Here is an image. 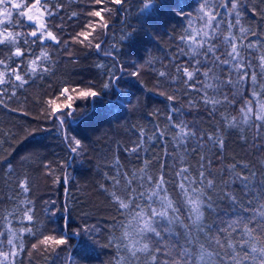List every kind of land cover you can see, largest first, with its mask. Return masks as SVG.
Masks as SVG:
<instances>
[{
  "label": "trees",
  "instance_id": "1",
  "mask_svg": "<svg viewBox=\"0 0 264 264\" xmlns=\"http://www.w3.org/2000/svg\"><path fill=\"white\" fill-rule=\"evenodd\" d=\"M35 2L10 0L9 20H4L6 8L0 5L5 12L0 15V34H17L14 43H0V61H4L0 64V73L4 74V83L0 84V252L17 253L5 264H145L150 256L138 253L139 260H134L124 248L127 241L122 239L121 222L128 224L132 213L139 209L121 215L124 210L118 211L112 193L127 202L128 180L133 181L132 189L146 192L152 184L141 177L156 179L163 175L170 197L180 208V219L188 224V208L172 185L179 167L185 166L181 161L190 165L195 175L201 156L212 162L211 178L217 181L216 189L209 193L213 199V193L223 189L239 201L232 206L231 201L221 198L213 205L216 212L205 211L204 223L212 228L213 235L217 226L224 227L221 220L247 218L264 203L248 194L238 181L226 188L222 183L230 181L228 169L232 165H236L237 172L256 173L250 182L251 191L258 192L264 181V128L257 134L253 122L229 127L223 119L235 116L240 121V109L260 88L254 87L250 79L240 82L235 70L223 65L216 75L227 80L231 71L233 84H221L219 91L207 90L209 97L221 101L213 108L205 104L203 92L197 91L201 82L211 81L199 75L195 86L190 87L193 81L178 72L183 67L189 71L200 67L201 73L207 70L195 64L188 55L190 47L179 39L190 20L193 27L202 26L199 9L205 5L219 13L217 20L222 21L220 27L225 34L231 22L238 43L257 44L242 49L241 55L251 60L250 70L259 73L258 57L264 54V0H236V9L228 0H207V4L205 0H154V6L146 10L140 0H128L123 10L114 7L111 15L103 14L109 27L92 41L101 43L100 50L73 37L85 30L90 19H98L90 18L88 13L105 7L104 3L40 0L39 5L31 7ZM17 3L29 6L30 10L22 9L25 16L11 7ZM45 5L53 16H41ZM34 8L38 11L31 14ZM73 13L77 15L73 17ZM27 15L40 20L28 21ZM237 16L239 24L235 23ZM41 20L56 36L55 41L29 36L38 30ZM240 28L245 29L243 35ZM216 43L219 45V40ZM220 47L222 51L224 46ZM17 48L23 55H14ZM42 52L49 60L43 61ZM37 57L41 60L33 73L32 61ZM13 70L23 83L12 75ZM160 72L166 76L161 77ZM259 83H264V78ZM105 84L109 87L104 88ZM64 88L73 97L74 114L61 127L55 117L48 115L47 102L55 99L62 106L60 92ZM87 88L100 95L86 100L75 98L78 90ZM175 124L188 125L197 136L180 140ZM207 134L222 139L223 148L210 141ZM68 137L81 141L76 152ZM137 202L146 203V197ZM152 207L159 210V202L152 203ZM29 209L32 221L24 218ZM27 228L31 232L22 231ZM157 228L163 240L148 233L150 239L145 242L161 249L156 253L160 264L179 259L181 246L190 249L193 261L198 260L201 243L208 247L195 226L191 235L180 222L172 224L170 231H164L169 228L166 221H160ZM239 231L234 234L237 239ZM44 235H64L68 243L59 247L40 245ZM10 238L13 245L8 244ZM33 244L38 248L34 249Z\"/></svg>",
  "mask_w": 264,
  "mask_h": 264
},
{
  "label": "snow or ice",
  "instance_id": "2",
  "mask_svg": "<svg viewBox=\"0 0 264 264\" xmlns=\"http://www.w3.org/2000/svg\"><path fill=\"white\" fill-rule=\"evenodd\" d=\"M231 3L232 9H236V0H228ZM10 0H0V5L5 6L6 13L4 20H9L12 16V11L7 10V5ZM104 3L106 6L100 8V10H92L88 13L90 18H98L96 20H91L85 25V30L77 33L74 40L84 44L87 42L89 47H94L97 50L101 49V43L93 44V40L97 38L99 32H104L108 29L109 24L104 19L103 14L111 15L113 8L118 7V10H123L128 0H94V4L99 5ZM143 5V9H149L154 6V0H140ZM40 4V0H36L35 4L31 7H36ZM207 4V0H205ZM14 10H18V15L25 16L26 12L22 9L29 8L27 4H14L11 6ZM30 10V8H29ZM46 14L47 16H53L54 13L44 6V12L41 16ZM77 13H73L72 16L75 17ZM219 13L215 12L210 6L201 5L199 9L198 19L202 21V26L200 28H195L192 26L191 20L189 21L188 27L185 29V34L180 36V41L189 46L191 51L188 53L198 66L207 67L206 71L200 72V67H195L192 71H189L187 67L178 69V72H182L188 81H193L195 86V78L202 75L206 81L211 82H201L200 88L197 91L203 92L205 104H211L213 108L221 101L213 99L208 96V89H216L219 91V86L221 84L231 85L233 80L231 78V71L229 72V78L227 80H220L216 75V70L221 68L223 65H228L230 70L234 69L237 78L240 82L247 79L252 81L254 87L258 86L260 91H253V100H249L240 109V121L237 117L233 116L231 119L228 117H223L229 127H237L240 122L248 124L253 122V127L257 129V134H259V129L264 128V83H259L260 78H264V54L259 55L258 59L260 61L259 68L260 72L257 73L255 70H250L251 60L247 57L241 55L242 49H251L257 47V44L248 42L247 44L238 43L237 37L233 34L232 29L235 25L231 22L227 24V34L221 30V20H217ZM28 21L40 20V17L34 15L26 16ZM236 24H239V17L237 16ZM99 30V31H98ZM243 35L245 29L240 28L239 30ZM254 34V33H253ZM17 34L12 32H6L0 34V43L5 42H15ZM29 36L35 38L36 40L51 39L55 41L57 38L51 31L48 30L47 25L40 21L39 28L29 34ZM91 37L92 39H89ZM222 38V39H221ZM219 40V45L216 41ZM35 42V40H34ZM67 43V42H66ZM220 45H223V50L221 51ZM220 53L217 55V53ZM14 55L21 56L23 53L19 48L16 49ZM105 55H111L110 52H106ZM43 61L49 60V56L46 52L41 53ZM41 57H37V60L32 61L31 71L36 72L39 67L37 61L41 60ZM211 57V58H210ZM223 57V58H222ZM206 62V63H205ZM4 61H0L3 64ZM210 65V66H209ZM42 71H47V68H43ZM12 75L15 76L17 80L22 81L23 78L16 74L13 70ZM161 77L166 76V73L160 72ZM4 83V74L0 73V84ZM104 88H108L109 84H105ZM68 89L64 88L60 92V97L64 98V103L61 106L56 102V100H49L48 104V115L55 117L59 122L60 126L63 127L66 119L73 117V97L67 95ZM100 95L97 91L92 88L80 89L77 92L76 99H88L96 98ZM59 99V98H57ZM168 99H173V97H168ZM227 100V96L224 97ZM0 103H3L0 100ZM255 105V108H254ZM260 123H256V122ZM175 128L179 129L178 136L180 140H186L189 137H196L197 133L189 129L186 124H175ZM163 135V133H161ZM143 136V133H141ZM210 141L215 144H219L220 148H223V140L217 139L214 134H207ZM75 147H72V151L76 152L81 144V141L72 137ZM143 141H141L142 143ZM139 144L137 148H139ZM183 147V145H179ZM200 145H197L199 148ZM131 151H136V149H131ZM195 152L196 149H193ZM200 165L196 170V174L192 175V168L186 162L181 161L185 164L183 167H179L176 172V181L172 185L174 189H177V195L181 197L182 203L187 206L188 213L187 216L190 223L184 224L180 219L179 212L180 208L176 206L174 201L169 195L168 187H166L167 182L164 180V176L153 179L151 176H142L141 180H146L152 184L150 189L146 192H140L136 189H132L130 186L133 183L132 180L127 181L129 186V194L127 197V202L118 196L115 192L112 193V198L117 205L118 211L123 209L125 213H129V210L139 209L138 212L132 213V219L128 224H123L121 222L122 239L126 240L127 243L124 244V248L131 258L138 261V253H147L150 256V260L146 261L145 264H160L156 253L161 251L160 248H151L150 244L145 242V240L150 239L148 233L154 234L155 237L163 240V236L160 230L157 228V224L160 221H166L169 228L164 229V231H170L171 225L180 222L188 235H191L192 227L198 230L199 233L203 234L206 238L208 247L201 243L199 245L200 251L198 255V260L193 261L191 258V252L189 248L181 246L180 251L177 255L179 259L173 258L171 264H264V203L259 204V208L252 212V215L247 218H237L231 220H221L220 223L224 227L217 226L215 235L212 234V228L205 225V211L216 212V208L213 205L221 198L231 201L232 206H236L239 201L237 196L233 195L230 191L221 190L220 193H213L216 196V200L213 199V192L217 187V181L212 177L210 160L205 157H200ZM247 168V166H245ZM140 171H143L141 169ZM230 181H222L224 187H228L229 183L235 184L237 181L242 186V188L248 190V194L254 196L257 201L264 200V181L260 184V190L258 192L251 191L250 182L255 179L256 173L249 171L248 174L236 171V165H232L228 169ZM115 183L119 184V181ZM23 191H27L25 185H21ZM146 197V203H138L137 201H144ZM159 202V210L152 207V203ZM249 206L252 207V201H249ZM30 213V209L25 212L24 218L28 221L33 220V216ZM259 217V219H257ZM255 220V224L253 221ZM252 225V226H250ZM131 229V230H130ZM239 239L236 238L238 232ZM22 231L31 232L30 228L23 229ZM85 231H90L85 229ZM138 237V239H137ZM67 236H52L44 235L42 240L39 241L40 245L52 244L55 247L67 245ZM186 243H191L187 241ZM8 244L13 245V239H8ZM39 245L33 244L32 247L38 248ZM119 247V245H117ZM23 245L20 244V249L22 250ZM208 248H213L209 251ZM17 253L12 252H0V264H5V261H9L11 257H14ZM167 264V262H165Z\"/></svg>",
  "mask_w": 264,
  "mask_h": 264
},
{
  "label": "rangeland",
  "instance_id": "3",
  "mask_svg": "<svg viewBox=\"0 0 264 264\" xmlns=\"http://www.w3.org/2000/svg\"><path fill=\"white\" fill-rule=\"evenodd\" d=\"M38 11V8H34V10L32 11V13L31 14H34V13H36ZM4 10H3V8H0V15H4Z\"/></svg>",
  "mask_w": 264,
  "mask_h": 264
}]
</instances>
